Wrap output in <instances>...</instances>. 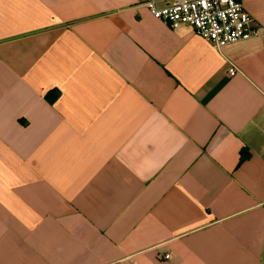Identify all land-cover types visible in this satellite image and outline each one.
I'll return each instance as SVG.
<instances>
[{"label":"crops","instance_id":"0c3cea01","mask_svg":"<svg viewBox=\"0 0 264 264\" xmlns=\"http://www.w3.org/2000/svg\"><path fill=\"white\" fill-rule=\"evenodd\" d=\"M241 1L261 35L218 49L144 0H0V264H264V0Z\"/></svg>","mask_w":264,"mask_h":264},{"label":"built area","instance_id":"2783aa9c","mask_svg":"<svg viewBox=\"0 0 264 264\" xmlns=\"http://www.w3.org/2000/svg\"><path fill=\"white\" fill-rule=\"evenodd\" d=\"M144 5L171 29L188 25L218 49L261 35L257 20L245 10L241 0H174L164 7H159L157 0H144ZM236 73L235 68L229 71L231 76ZM164 257L169 259L170 255Z\"/></svg>","mask_w":264,"mask_h":264},{"label":"trees","instance_id":"16d2710c","mask_svg":"<svg viewBox=\"0 0 264 264\" xmlns=\"http://www.w3.org/2000/svg\"><path fill=\"white\" fill-rule=\"evenodd\" d=\"M248 153L247 152H243L242 155H241V159H240V162L244 161L246 158H248Z\"/></svg>","mask_w":264,"mask_h":264}]
</instances>
